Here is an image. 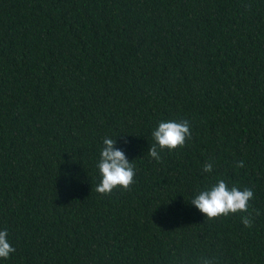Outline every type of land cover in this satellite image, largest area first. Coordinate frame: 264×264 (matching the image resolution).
I'll return each instance as SVG.
<instances>
[{
  "label": "trees",
  "instance_id": "16d2710c",
  "mask_svg": "<svg viewBox=\"0 0 264 264\" xmlns=\"http://www.w3.org/2000/svg\"><path fill=\"white\" fill-rule=\"evenodd\" d=\"M180 119L157 162L153 129ZM105 137L130 190L95 191ZM218 179L253 190L251 228L190 203ZM5 229L0 264H264V0H0Z\"/></svg>",
  "mask_w": 264,
  "mask_h": 264
},
{
  "label": "clouds",
  "instance_id": "9594fccd",
  "mask_svg": "<svg viewBox=\"0 0 264 264\" xmlns=\"http://www.w3.org/2000/svg\"><path fill=\"white\" fill-rule=\"evenodd\" d=\"M153 143L149 148V155L157 162L162 161L161 153L172 152L185 146L191 138V124L187 119L160 121L153 129ZM127 143V141H125ZM244 162L239 161L236 167H243ZM97 168L101 177L95 186V191L102 195H109L115 189L130 190L134 183L135 166L128 159L125 152L116 147V139L105 137L100 151V159ZM213 164L206 162L202 172L211 173ZM254 197L251 188L240 189L237 185H229L224 179H218L215 183L199 190L190 203L194 205L207 220L228 217L238 212L248 213L242 217L245 227L253 226V213L260 215L258 209L249 212V202ZM7 230H0V258L7 259L16 249L8 240ZM203 264H212L210 260H203Z\"/></svg>",
  "mask_w": 264,
  "mask_h": 264
}]
</instances>
